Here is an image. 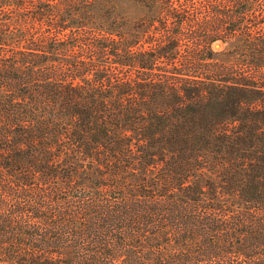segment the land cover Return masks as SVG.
<instances>
[{"label":"trees","instance_id":"1","mask_svg":"<svg viewBox=\"0 0 264 264\" xmlns=\"http://www.w3.org/2000/svg\"><path fill=\"white\" fill-rule=\"evenodd\" d=\"M0 261L264 264V0H0Z\"/></svg>","mask_w":264,"mask_h":264},{"label":"rangeland","instance_id":"2","mask_svg":"<svg viewBox=\"0 0 264 264\" xmlns=\"http://www.w3.org/2000/svg\"><path fill=\"white\" fill-rule=\"evenodd\" d=\"M123 4H124V2H123ZM122 5V4H121ZM123 6V5H122ZM214 47L216 48V49H221V48H224L225 47V43H222V42H217V43H214ZM0 264H10V263H8V262H4V261H0Z\"/></svg>","mask_w":264,"mask_h":264}]
</instances>
